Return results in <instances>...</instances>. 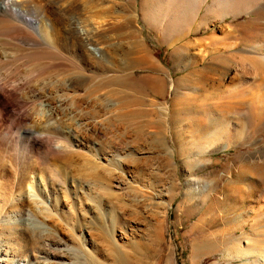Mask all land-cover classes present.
I'll return each instance as SVG.
<instances>
[{
	"label": "rangeland",
	"instance_id": "374dc122",
	"mask_svg": "<svg viewBox=\"0 0 264 264\" xmlns=\"http://www.w3.org/2000/svg\"><path fill=\"white\" fill-rule=\"evenodd\" d=\"M114 1L105 5L112 7ZM133 1L134 26L119 41L125 49L132 44L147 49L159 66L141 61L120 73L132 78L120 84L107 64V93L101 89L102 98L90 105L72 101L73 117L64 127L79 137L73 152L57 163L70 174L69 182L36 217L52 237L77 250L79 264H90L92 257L101 264L125 259L127 264H264V163L250 159L264 144H253L248 129L253 114H264V31L256 39L254 28L248 30L250 9L264 7V0L239 7L233 15L214 5L218 12L187 35L185 19L164 17L173 11L170 3ZM147 6H152L150 15ZM180 47L186 54L176 60L173 53ZM253 58L259 60L257 74ZM190 70L199 71L192 79L197 89L176 92V83ZM93 74V81L99 80ZM158 79L166 82L164 89ZM184 99L207 108L191 118L183 112L169 117L165 109L161 132L154 124L158 114L141 113L173 100L182 108ZM243 102L236 112V103ZM165 128L170 132L166 138ZM82 181L91 183V191ZM92 206L100 211L92 212Z\"/></svg>",
	"mask_w": 264,
	"mask_h": 264
},
{
	"label": "bare ground",
	"instance_id": "6f19581e",
	"mask_svg": "<svg viewBox=\"0 0 264 264\" xmlns=\"http://www.w3.org/2000/svg\"><path fill=\"white\" fill-rule=\"evenodd\" d=\"M62 1H65V4H61ZM254 1L165 0L170 3L173 11L166 12L167 15L164 17L185 19L187 35L197 28L201 29L200 27L207 23L208 16L218 12L213 8L214 5L227 15H233L236 9L239 7L241 9L242 6L249 7L248 4H254ZM105 2L106 0H0V264L82 263L78 261L81 256L77 250L66 246L54 235L52 237L51 231L36 217L38 210L46 209L49 206L47 202H51L53 198L57 199L59 188L67 187L69 182L70 174L64 173L63 168L57 163L73 152L75 146L73 140H78L75 131L64 127L65 121L73 117L71 103L78 99L89 104L91 100L97 101L102 98L101 93L106 92L103 88L107 81L106 77H109H105L107 64L115 72V76L112 72V79L124 84L131 82L132 79L130 76L120 74L124 69L138 67L141 61H154L147 49L136 48L133 44L125 49L123 43L119 41L122 33L134 26V1L115 0L112 7H107ZM145 3H153V0H145ZM176 3L179 4L175 6ZM263 8L258 9L257 5V8L250 9L253 15L249 19L248 26L251 25V28L248 30L250 34L252 33L250 29L254 28L253 37L256 39H260L261 32L264 31ZM148 9L149 15L152 14V6ZM126 10L131 11L129 16L124 14ZM110 14L113 16H109ZM108 16L112 20H109ZM110 32L113 34H109ZM114 34L115 37L112 36ZM135 37L136 43L143 45L142 38ZM137 52L143 54L137 55ZM178 54L184 56L186 53L180 47L173 53L176 60ZM261 60L264 62V57ZM250 64L252 70L258 72L259 60L253 58ZM196 72L190 70L176 83L175 91L179 92L183 88L197 89L198 83L192 81ZM93 73H97L99 80L93 81L92 77L96 75ZM160 78L162 80L163 77ZM109 80L107 83L110 84ZM160 80L158 79V82L164 89L166 82L161 83ZM92 87L96 88L97 94H94ZM191 101L184 99L180 103H183L182 108H178L174 100L169 106L165 103L162 106L159 101L161 105L159 109L156 111L144 109L141 113L158 114L157 120L153 121L155 120L154 124L161 132L163 123L166 122L165 109L169 117L183 112L190 114L191 118V113L198 115L207 108V105H196ZM236 104V112L239 113L245 102ZM232 106L234 107V104ZM252 116L248 126L252 143L264 144V114ZM195 120L197 119L193 121ZM84 127L88 139L90 137L87 136L88 122ZM163 133L166 138L170 132L165 128ZM170 152L173 154V150ZM250 159L254 163L263 164L264 147L253 151ZM86 171H89V168L84 172ZM82 182V186L91 191V183ZM98 210L97 207L92 208V212ZM90 259V264H101L94 257ZM127 263L125 259L123 264Z\"/></svg>",
	"mask_w": 264,
	"mask_h": 264
}]
</instances>
